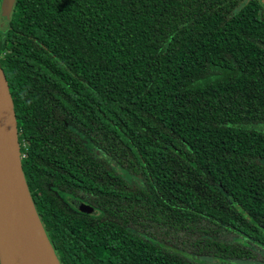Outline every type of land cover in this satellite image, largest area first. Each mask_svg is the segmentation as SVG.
Wrapping results in <instances>:
<instances>
[{"label": "trees", "instance_id": "obj_1", "mask_svg": "<svg viewBox=\"0 0 264 264\" xmlns=\"http://www.w3.org/2000/svg\"><path fill=\"white\" fill-rule=\"evenodd\" d=\"M0 65L59 264H264L259 0H15Z\"/></svg>", "mask_w": 264, "mask_h": 264}, {"label": "water", "instance_id": "obj_2", "mask_svg": "<svg viewBox=\"0 0 264 264\" xmlns=\"http://www.w3.org/2000/svg\"><path fill=\"white\" fill-rule=\"evenodd\" d=\"M14 2L15 0H1L0 29L2 31L7 30L10 26V15ZM259 2L264 7V1L259 0ZM0 184L3 196L0 214V264H33L30 262L28 254L22 249V238L25 234L23 219L25 212L29 211L34 216V221L49 254L55 264H59L37 214L22 171L14 103L1 65ZM76 208L85 213L92 211L88 205L81 202L76 203Z\"/></svg>", "mask_w": 264, "mask_h": 264}, {"label": "bare ground", "instance_id": "obj_3", "mask_svg": "<svg viewBox=\"0 0 264 264\" xmlns=\"http://www.w3.org/2000/svg\"><path fill=\"white\" fill-rule=\"evenodd\" d=\"M1 191L0 184V214L3 202ZM23 222L25 225V234L22 238V249L23 252L28 254L30 262L33 264H55L42 240L31 211L25 212Z\"/></svg>", "mask_w": 264, "mask_h": 264}, {"label": "rangeland", "instance_id": "obj_4", "mask_svg": "<svg viewBox=\"0 0 264 264\" xmlns=\"http://www.w3.org/2000/svg\"><path fill=\"white\" fill-rule=\"evenodd\" d=\"M66 201L69 202L70 205L75 204L72 200H70V199H68V198L66 199Z\"/></svg>", "mask_w": 264, "mask_h": 264}, {"label": "flooded vegetation", "instance_id": "obj_5", "mask_svg": "<svg viewBox=\"0 0 264 264\" xmlns=\"http://www.w3.org/2000/svg\"><path fill=\"white\" fill-rule=\"evenodd\" d=\"M0 4H1V1H0Z\"/></svg>", "mask_w": 264, "mask_h": 264}]
</instances>
